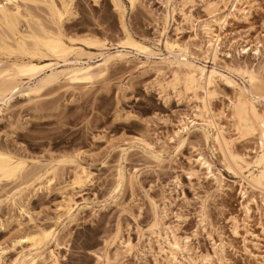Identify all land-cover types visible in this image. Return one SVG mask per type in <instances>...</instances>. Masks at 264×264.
Returning a JSON list of instances; mask_svg holds the SVG:
<instances>
[{"label": "rangeland", "instance_id": "1", "mask_svg": "<svg viewBox=\"0 0 264 264\" xmlns=\"http://www.w3.org/2000/svg\"><path fill=\"white\" fill-rule=\"evenodd\" d=\"M120 1L126 29L150 44L152 56L133 53L136 59L112 63L92 85L72 88L62 81L38 98L16 96L0 114V149L24 158L27 171L35 161L45 166L70 157L87 177L81 187H72L74 167L60 166L48 189L30 196L29 203L24 200L25 214L3 203L0 260L8 263L18 256V237L55 225L71 198L77 205L74 217L55 226L59 249L55 242L48 248L59 264H102L104 242L116 229L120 242L107 252L113 256L118 248L120 255L111 264H264V194L247 189L226 169L211 140L214 132L202 122H211L233 141L234 154L246 160L255 156L256 138H238L230 106L240 89L250 94L240 72H252L264 83V0H138L134 8ZM212 7L219 10L221 30L209 14ZM72 9L63 23L66 36L109 44L122 38L111 0H74ZM37 11L32 10L43 19ZM200 24L211 25L219 36L214 54L206 51L203 28L195 30ZM165 41L216 75L195 91L164 89L175 70ZM207 91L213 93L210 98ZM254 102L263 112L264 99ZM187 123L180 146L178 132ZM118 173L127 182L115 191ZM17 183H1L0 197ZM155 216L159 228L152 230ZM173 237L182 246L175 256L168 246ZM128 246L132 250L126 253Z\"/></svg>", "mask_w": 264, "mask_h": 264}, {"label": "bare ground", "instance_id": "2", "mask_svg": "<svg viewBox=\"0 0 264 264\" xmlns=\"http://www.w3.org/2000/svg\"><path fill=\"white\" fill-rule=\"evenodd\" d=\"M241 1L236 0V3ZM73 2L74 0H0V114L4 109H8V102L16 96L38 98L43 91L62 81L72 88L79 85H92L104 78L112 63L127 62L130 58L136 59L133 53L142 54L145 57L153 55L150 44L146 40L134 39L126 29L123 21L125 9L120 0H111L112 7L119 16L122 34V38L116 43L109 44L105 40L93 37L66 36L63 23L73 15ZM127 2L131 8H134L138 0H127ZM34 9L45 15L43 19L33 13ZM209 9H211L209 14L216 18L213 23L221 30L222 24L217 21L219 10L215 7ZM200 27L203 28V34L206 37L204 42L206 51L214 54L217 51L219 36L214 34L211 25L200 24L195 27V30ZM164 47L174 56L170 65L175 67L172 80L165 83L164 89L172 88L176 91V88L180 87L186 92L195 91L201 83L209 82L211 75H216L215 72H210L208 75L205 67L188 61L186 50L177 44L165 41ZM91 50L97 51V54H93ZM2 56L6 59L3 60ZM92 60L95 61L90 62ZM239 75L247 79L251 90L250 94L239 90L237 98L230 106L231 120L238 138H256L255 156L246 160L244 156L234 154L233 141L226 139L222 131L211 122L205 119L202 122L214 132H212L211 140L220 153L226 169L238 177L247 189L264 194V111L258 110L254 102L264 99V83L252 72H240ZM212 95L213 93L206 92L207 98ZM1 105L5 107L2 108ZM203 108L206 109L205 102ZM190 124L194 125L195 122L191 121ZM184 133H188V123L182 125L178 132L181 138L180 146L184 142L182 138ZM202 161L203 166L212 174V165L204 159ZM64 165L74 167L70 181L72 187H81L85 184L87 177L84 168L76 165L70 157L56 159L52 164L45 166L35 161L32 168L30 166L31 169L27 171L29 167L24 158L16 157L0 149V185L3 182L17 183L16 181L19 180L11 191L4 194V199L0 197V206L7 202L10 209L15 210L19 215L25 214V204L29 203L30 196L48 189L56 178L58 167ZM125 180L118 173L114 190L119 189ZM76 210L77 205L73 199H67L56 216L55 225L38 227L18 237L14 241V246L20 248L18 256L10 262L8 260V263L0 260V264H59L57 253L55 254L54 249L48 250V248L52 242H55L56 248L59 247L55 226L62 223L63 219L71 221ZM232 223L233 229L237 230L238 225L234 218ZM158 228V218L155 216L150 229ZM119 242L120 231L116 229L113 235L109 236V241L104 242L106 250L98 261L101 260L102 264H111L117 260L120 255L119 249L115 250L113 256L107 252V249ZM168 246L172 256L182 252V246L175 237L173 242H168ZM131 250L132 248L128 246L125 252Z\"/></svg>", "mask_w": 264, "mask_h": 264}]
</instances>
